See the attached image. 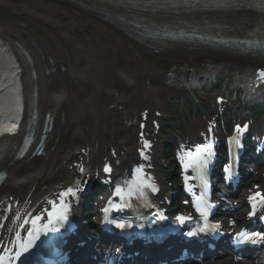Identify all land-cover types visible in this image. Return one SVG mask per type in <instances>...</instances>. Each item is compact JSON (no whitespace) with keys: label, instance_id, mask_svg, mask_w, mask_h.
<instances>
[{"label":"bare ground","instance_id":"1","mask_svg":"<svg viewBox=\"0 0 264 264\" xmlns=\"http://www.w3.org/2000/svg\"><path fill=\"white\" fill-rule=\"evenodd\" d=\"M14 43L32 57L42 116L50 112L58 119L46 147L47 158L6 165L10 178L0 190V202L7 199L14 207L28 194L40 197L70 176L67 166L82 157L81 149L89 153V161L99 162L109 146L119 153L124 147H135L138 129L133 120L145 106L158 108L162 95L193 94L203 76L220 72L231 73L235 82L243 83L255 70L252 65L233 68L230 61L159 64L118 29L71 5L55 0H0V89L17 86ZM47 68L55 71L46 74ZM254 94L250 98H256Z\"/></svg>","mask_w":264,"mask_h":264},{"label":"snow or ice","instance_id":"2","mask_svg":"<svg viewBox=\"0 0 264 264\" xmlns=\"http://www.w3.org/2000/svg\"><path fill=\"white\" fill-rule=\"evenodd\" d=\"M260 75H261V77H264V72H261ZM244 127L246 128L247 125H245ZM237 130L238 131H242V129L240 128L239 125H237ZM144 147L145 148L150 147V145H149V143H148L147 140L144 142ZM210 149H211V143L197 145L196 146V154H197V156H199L201 153L209 152ZM141 155H143V150L141 151ZM188 155L191 157L192 156V153L189 152ZM83 171H84V169L81 168V172H83ZM103 171L105 173H110L111 172V168L106 164L104 166ZM226 171H227V169H226ZM77 190H74L73 188L69 187L66 191H64V192H62L60 194L61 200L63 199V197H66V196H69V195L75 196L77 194ZM152 190L155 191V188H153ZM116 191L119 194H122L123 193V189L119 185L117 186ZM128 195H129V197H131L133 195V192L131 190H129ZM259 195H260L259 193H256V194H254L253 197H249V199H255V196H259ZM261 200L264 201V197H261ZM66 209H67V206L62 203L61 204V211L59 213H57L55 215V217L53 216V213L50 212L49 213V223H52V220L54 218L57 221L66 219L67 217L64 214L66 212ZM39 219H40V217H36L34 220H32L31 223L33 224V226H35L36 220H39ZM178 219L182 221L183 220V217H178ZM27 223H28V221L26 220L25 221V224H27ZM21 226L23 227V225H21ZM119 226L120 227H123L124 225L121 224ZM45 227H47V226H45ZM27 231H28V237H29V239L27 241L20 242L18 244V250L15 252L14 257L11 256V255H9L7 257L8 264H12V260L13 259L19 258L24 252H27L28 249L32 246V243L35 241V239L38 238V230H35L34 228H30V229H27ZM189 235H192V233H189ZM253 235L258 236L260 239H264V233H254ZM17 236L19 237V233H17ZM6 252H9L10 253V250H6ZM5 259H6L5 255H0V264H4Z\"/></svg>","mask_w":264,"mask_h":264},{"label":"rangeland","instance_id":"3","mask_svg":"<svg viewBox=\"0 0 264 264\" xmlns=\"http://www.w3.org/2000/svg\"><path fill=\"white\" fill-rule=\"evenodd\" d=\"M221 76H219V77H216V79H218V78H220ZM226 77V76H225ZM229 81H230V83H232V85L233 84H235V82H234V79L231 77V78H228V77H226ZM216 79H214V80H212V81H216ZM211 81V82H212ZM206 82H210V81H206ZM232 88V87H231ZM233 91L231 92V97L232 98H234L235 99V97H236V90L235 89H232ZM195 92H196V90H194ZM181 98V95H176V96H174L173 97V99H176L177 101H179V99ZM173 99H171V100H173ZM163 100H164V103H170V101H168V100H166V96H164L163 97ZM170 114V113H169Z\"/></svg>","mask_w":264,"mask_h":264}]
</instances>
